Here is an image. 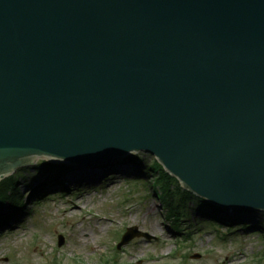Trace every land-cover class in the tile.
I'll return each instance as SVG.
<instances>
[{
  "label": "water",
  "instance_id": "water-1",
  "mask_svg": "<svg viewBox=\"0 0 264 264\" xmlns=\"http://www.w3.org/2000/svg\"><path fill=\"white\" fill-rule=\"evenodd\" d=\"M139 152L264 212V0H0V181Z\"/></svg>",
  "mask_w": 264,
  "mask_h": 264
},
{
  "label": "rangeland",
  "instance_id": "rangeland-1",
  "mask_svg": "<svg viewBox=\"0 0 264 264\" xmlns=\"http://www.w3.org/2000/svg\"><path fill=\"white\" fill-rule=\"evenodd\" d=\"M120 159L125 163L105 166L103 181L93 184L79 179L70 183L67 174L50 178L57 183L64 178L65 188L57 192L48 183L39 202L27 197L47 177L40 174L43 167L36 166L40 160L18 170L14 176L26 204L15 219L9 213L0 219V264H264V236L256 228L264 229L260 216H240L234 221L235 233L229 235L189 203L187 213L195 225L184 235L176 234L167 229L164 209L148 186L153 174H145L146 167L155 159L145 153ZM117 167L131 172L114 175ZM217 214L229 219L239 216L229 211ZM241 223L252 228L240 230ZM129 227L152 240L135 238L116 251L115 241Z\"/></svg>",
  "mask_w": 264,
  "mask_h": 264
},
{
  "label": "trees",
  "instance_id": "trees-1",
  "mask_svg": "<svg viewBox=\"0 0 264 264\" xmlns=\"http://www.w3.org/2000/svg\"><path fill=\"white\" fill-rule=\"evenodd\" d=\"M44 164V163H43ZM47 165V164H44ZM60 169H63V166L59 167ZM50 169V168H49ZM150 171L154 172L156 174L155 178V184L158 190L160 191V196L162 197L163 202L165 205L169 208V212L172 216V218H175V229L178 231V218H176L173 209V201L175 200V197H180L181 203H185L187 200L191 199L193 196L188 194L187 192L182 191L179 188L178 183L176 182L175 179L171 178L168 174H166L162 167L157 164L155 161H153L151 167L149 168ZM14 180L12 179H7L5 181H2L0 183V209L6 205V203H11L10 205L16 206L18 204L17 199L14 197ZM11 196V197H8ZM196 206L198 209L205 214L207 213H226V211L218 209L216 207L210 206L209 204L205 203L202 200L194 198ZM20 204V203H19ZM239 216H237V219L240 218L242 215H250L253 213L250 212H238ZM260 216L264 220V214H254V216ZM220 218V217H219ZM218 219V218H217ZM229 219V218H228ZM220 220V219H219ZM235 220L232 219V222ZM262 224V221H261ZM264 227V223L262 224ZM261 226V225H259ZM259 230L262 234H264V229L259 227Z\"/></svg>",
  "mask_w": 264,
  "mask_h": 264
},
{
  "label": "bare ground",
  "instance_id": "bare-ground-1",
  "mask_svg": "<svg viewBox=\"0 0 264 264\" xmlns=\"http://www.w3.org/2000/svg\"><path fill=\"white\" fill-rule=\"evenodd\" d=\"M104 170V169H102ZM115 171V173L113 172L114 175H127L129 173V169H126V168H114L113 169ZM129 170V171H128ZM131 172V171H130ZM103 173V171H92L90 173H78V174H74V173H71L68 175V178L67 180L70 182V183H73L75 182L77 179L81 180L80 182L81 183H95L97 181H103V178H101V174ZM37 186H41V182L37 185Z\"/></svg>",
  "mask_w": 264,
  "mask_h": 264
}]
</instances>
